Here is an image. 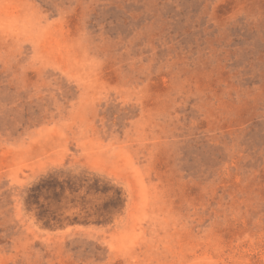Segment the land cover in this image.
<instances>
[{"label": "rangeland", "instance_id": "rangeland-1", "mask_svg": "<svg viewBox=\"0 0 264 264\" xmlns=\"http://www.w3.org/2000/svg\"><path fill=\"white\" fill-rule=\"evenodd\" d=\"M0 264H264V0H0Z\"/></svg>", "mask_w": 264, "mask_h": 264}, {"label": "trees", "instance_id": "trees-1", "mask_svg": "<svg viewBox=\"0 0 264 264\" xmlns=\"http://www.w3.org/2000/svg\"><path fill=\"white\" fill-rule=\"evenodd\" d=\"M48 179L49 178H47V179H43L42 181H40L37 185H35L34 187H32V191H34V192H37V191H40V190H43V189H45L46 187H49L50 185V183H49V181H48ZM54 180H55V178H53ZM53 181H51V183H52ZM55 182V181H54Z\"/></svg>", "mask_w": 264, "mask_h": 264}]
</instances>
